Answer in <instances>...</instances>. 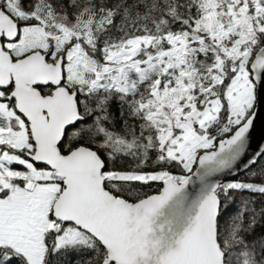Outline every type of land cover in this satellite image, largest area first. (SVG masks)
I'll list each match as a JSON object with an SVG mask.
<instances>
[{"label":"snow or ice","instance_id":"1","mask_svg":"<svg viewBox=\"0 0 264 264\" xmlns=\"http://www.w3.org/2000/svg\"><path fill=\"white\" fill-rule=\"evenodd\" d=\"M262 107L264 0H0V264H264Z\"/></svg>","mask_w":264,"mask_h":264},{"label":"water","instance_id":"2","mask_svg":"<svg viewBox=\"0 0 264 264\" xmlns=\"http://www.w3.org/2000/svg\"><path fill=\"white\" fill-rule=\"evenodd\" d=\"M255 140L253 147L264 145V107L256 123Z\"/></svg>","mask_w":264,"mask_h":264},{"label":"trees","instance_id":"3","mask_svg":"<svg viewBox=\"0 0 264 264\" xmlns=\"http://www.w3.org/2000/svg\"><path fill=\"white\" fill-rule=\"evenodd\" d=\"M235 207H236V205H234V204H230V205H228V210H229V212L234 211V210H235Z\"/></svg>","mask_w":264,"mask_h":264}]
</instances>
